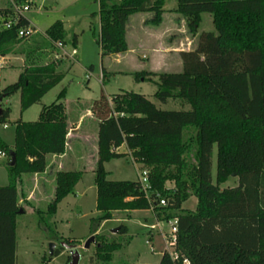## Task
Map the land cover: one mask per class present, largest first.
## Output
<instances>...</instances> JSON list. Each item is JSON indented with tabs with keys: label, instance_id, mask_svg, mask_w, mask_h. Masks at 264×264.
<instances>
[{
	"label": "trees",
	"instance_id": "16d2710c",
	"mask_svg": "<svg viewBox=\"0 0 264 264\" xmlns=\"http://www.w3.org/2000/svg\"><path fill=\"white\" fill-rule=\"evenodd\" d=\"M175 1L176 11L186 18L190 32L198 34L196 47L180 52L181 72L143 70L133 76L137 81H153L157 86L154 96L159 102L180 100L190 105V109H161L144 94L128 90L111 96L102 93L89 107L99 120L94 172L96 208L100 212L92 218L91 233L98 240L99 262L93 257L89 261L110 264L114 252L121 247L119 242L99 243L102 236L97 231L103 221L118 211L152 210L157 216L163 215L165 221L177 219L178 249L193 264L196 263L181 246V238L193 229L186 232L191 226L201 227L198 239L195 238L201 245L197 256L201 251L225 244L242 261L251 258V263L245 264H264V0ZM98 3V43L103 57L129 49L126 36L131 15L152 12L151 23L159 25L165 11V0H98ZM203 13L212 14L215 32L199 33ZM11 20L12 25L6 27ZM28 25L25 16L16 15L13 4L0 8V56L11 53L26 38H19L18 33ZM46 32L50 39H64L60 22ZM76 39L75 35V42ZM1 70L2 67L0 74ZM64 76L55 61L27 64L14 83L0 90V97L3 102L20 93L24 112L39 103ZM64 95L65 90L58 101L43 106L37 120L16 122L13 149L16 163L10 166V157L9 184L0 186V264H16V221L19 211L25 212L19 203L22 176L45 172L47 155L66 151L70 126L66 106L61 101ZM10 112V107L3 108L0 122H6ZM188 126L196 127V134L186 140L184 131ZM123 145L129 153L117 151ZM214 145H217L216 183L212 178ZM191 154L193 161L188 159ZM127 155L135 164L152 168L148 193L139 180L109 179L105 164ZM171 166L178 172L166 174L160 169ZM82 176L81 170L56 172L53 200L46 211L35 210L52 236L56 233L44 220V214L51 218L56 215L58 205L74 193ZM230 177H238V185L221 188ZM169 180L175 182L172 189L166 187ZM192 196L197 198L196 209H184L183 203ZM162 199L166 205L160 204ZM127 231L125 225L118 228V233ZM63 241L75 244L69 239ZM197 245L189 248L195 253ZM63 249L59 244L53 256ZM159 264H173L167 252L162 254ZM203 264L238 263L223 259Z\"/></svg>",
	"mask_w": 264,
	"mask_h": 264
},
{
	"label": "rangeland",
	"instance_id": "374dc122",
	"mask_svg": "<svg viewBox=\"0 0 264 264\" xmlns=\"http://www.w3.org/2000/svg\"><path fill=\"white\" fill-rule=\"evenodd\" d=\"M11 4V0H0V8L10 7ZM176 8L177 2L175 0H165L164 13L166 15L164 21L162 20L163 22H161L163 24L156 40L153 38L151 40L147 37V34L142 29L144 25H148L149 27L154 26L151 23L154 14L152 12H144L131 15L128 21L129 30L127 32V41L131 50L103 57L101 55L100 44L98 43L100 36V28L99 24H97L98 19L96 18L99 12L98 0H32L30 10L24 16L39 33L21 40L20 43L13 47V51L25 54V66L34 63L41 64L45 62L42 55L46 54V49H48L47 51L50 50V46L45 44L43 39H46L53 46L52 43L57 44L65 41L66 38L71 39L74 32H78L77 60L74 62L71 71L65 73L66 75L62 82L52 88L39 103L34 104L25 113L21 111V105L17 102V99L19 100V93L18 96H15L11 100L10 105L7 106L5 99L2 102V107H10L11 112L6 122H0V143L2 144L0 154L1 152H6L8 155L7 157L0 156V186H5L10 181L8 173L9 152L14 149L15 145L16 122L18 120H37L43 106L58 101L59 94L64 90L65 95L64 98H61V101L67 108V121L69 124L78 120L79 114L85 112L87 108L89 109L91 102L99 98L102 93L111 96L123 90L144 94L161 109H190V105H184L180 100H169L166 104L159 102L154 96L157 89L156 84L150 80L137 81L133 76L134 72L150 71L149 69L154 68V66L157 69L156 72L182 71L183 66L179 65L178 61L174 58L168 57L165 62L164 56H162L164 48L169 47L174 42L180 50L195 48L198 34L193 35L190 32L186 18L177 12ZM169 15H173L174 18L172 19ZM58 22L62 24L64 39H59L58 41L50 39L47 32H45V36L41 35L43 31H47V29ZM167 24H170L169 26L171 27L173 26L174 29H176L177 24L180 28L179 32L176 30L169 32L161 31ZM203 31H216L213 16L210 13L202 14L199 33ZM38 35L47 38H39ZM151 44L156 46L161 54L159 61L156 58L153 62L156 56L153 58V53L150 49ZM72 48L74 46L70 45V49ZM38 57L40 59L36 60ZM57 59L61 60L58 62L59 64L56 63L57 66L61 65L62 62L64 66L68 65L74 60V58L69 56L65 58L60 56ZM103 68L106 70L105 78L102 74ZM15 74V71L11 67L2 68L0 77L1 86L4 87L14 83L17 80ZM84 118V130H89L90 132L88 141H86V152L70 153L65 167L66 170H81L83 171V176L77 183L74 193L67 196L58 205L56 215L51 218V216L44 214V220L50 228H53L58 236L56 234L52 236L51 231L46 228L45 223L40 222L41 218L35 212V210H47L54 198L55 185L44 183L45 187L43 190H41V187H38L34 191L35 181L28 178L29 175L27 174L22 176L23 179L27 178L24 182L22 181L24 183L22 190L26 191V195L33 194V197L30 201L25 200L20 203L25 212L20 213L16 221V264H68L70 255L66 248L57 256H51L50 254V243L55 242L59 246V244L64 243V239L74 241V245H76L81 254L79 264H91L89 261L91 257L95 258L96 263L99 262L97 256L98 240L93 242L89 248H84L86 241L92 236V218L100 215V212L96 208L97 186L94 172L98 157L97 133L99 120L94 116L88 115H84ZM195 134L196 127L188 126L185 128L184 137L186 140L194 137ZM192 154L188 157L190 161H193ZM212 160V178L213 182L216 183L217 145H214ZM106 169L110 172L109 179L116 181H136L138 180V169L140 171L147 169L149 173L152 170L149 166L135 164L130 155L109 161L106 163ZM160 169H163L166 174L178 172L173 166L161 167ZM237 185L238 177H230L220 187L228 188ZM166 187L169 189L174 188L175 182L173 180L167 181ZM20 188L21 186H19ZM39 190L41 191L39 192ZM196 199L195 196H192L183 203V208L189 210L196 209ZM158 217L163 218V215ZM162 222L165 230L168 231L170 227L167 221ZM154 224L155 217L151 211L147 210H133L130 214L120 211L111 219L103 221L97 231V234L102 236L99 239V243L119 242L121 246L114 252V257L110 264H159L161 259L159 250L162 247L164 248L165 243L164 238L161 235L158 236L155 247L156 252L153 251L154 248L150 245L148 236L150 231L153 230L152 226ZM121 225L127 226V233L122 234L118 233V231L114 233L113 231ZM194 230L193 228L184 238V241L191 249H194L196 243ZM199 256L201 264L205 261H219L223 259L234 261L238 264H245L246 261L251 263V258H246L242 261L241 257L235 255L230 250V247L225 246V244L201 251ZM252 260H255V258Z\"/></svg>",
	"mask_w": 264,
	"mask_h": 264
},
{
	"label": "crops",
	"instance_id": "0c3cea01",
	"mask_svg": "<svg viewBox=\"0 0 264 264\" xmlns=\"http://www.w3.org/2000/svg\"><path fill=\"white\" fill-rule=\"evenodd\" d=\"M12 1L13 0H11V2ZM165 15L166 14L164 13L163 14V21L165 19ZM169 16L172 19L174 18L173 15H169ZM96 18L98 19L97 20L98 21L97 24H99V28H100V20H99L98 15L96 16ZM162 24L163 23H161L160 25H157V27H155V25L154 26H150V27L148 25L147 26L144 25V27L142 29H143L144 33L147 34V37H149L151 40H152V38L156 40V39H158V32L160 31V28H161V25ZM169 25L167 24V26L163 30H161V31H163V32L164 31L165 32H169L171 30H173V31L176 30V31L179 32L180 28L177 26V24H176V27H175L176 29H174L173 26L171 27ZM128 27L129 26L127 24V32L129 30ZM45 32L46 31H43L41 35H44L45 36ZM38 33L39 32L35 29V33L34 34H38ZM41 35H38L39 38H47V37H42ZM75 35L77 36L76 42L74 40V36ZM43 41H44L45 44H48L50 46V50L47 51L48 49H46V51H45L46 54H43L42 55L43 56V59H45V62L44 63L50 62V61H54L55 59H56L55 60L56 63L60 62L61 60L60 59H57V56H59L63 51H65L67 53V55L69 57H71V58H74V60L70 64L65 65V66H64V64L62 62L61 65H58L57 66V69L59 71L64 72V73L70 72L71 69H72V67H73V65H74V62L77 60L76 56L78 54V51H77V48L76 47H77V45L79 43V33L78 32H74V34L71 37V39L66 38L65 41H62L61 42L62 43V47H59L57 45L58 43L57 44L52 43L53 44V46H52L46 39H43ZM70 45H73L74 48L70 49ZM128 46H129V49L127 50V52L129 50H131L129 44H128ZM74 49L77 51V53L75 55H72V51ZM150 49L152 50L151 52L153 53V58H154V56H156L153 59V62H154V60L156 58L158 59L157 61H159L161 59V57H160L161 54L159 53L158 48L156 46H153V44H151L150 45ZM14 51L11 52V53H9L6 56H0V63L2 65L1 67L3 69L6 68V67H11L15 71V73H16L15 75L18 78L19 74L23 71V69H24V67L26 65V57H25V54L24 53H16ZM181 51L182 50L178 49V45H176L175 42H174V44H172V45L170 44L169 47L164 48V54L162 56H164L165 62H166V58L168 59V57H169V58H174L176 61H178L179 65L180 64L182 65V60H181V57H180V52ZM108 56H113V54L108 55ZM65 57H63V58H65ZM38 59H40V57H38L36 60H38ZM157 61H155V62L158 63ZM153 62H151L152 65H154ZM41 64H43V63H41ZM62 66H64V67H62ZM149 70L150 71H154V72L157 71V69L155 68V66H154V68H150ZM102 74H103V72H102ZM0 77H1V74H0ZM64 78H65V76H64ZM4 87H6V86H4ZM4 87L1 86V82H0V90H2ZM15 96H18V93H16L14 96H11V97L5 99V102L7 103V106L10 105L11 100L13 98H15ZM17 102H19L20 105H21V95H20V93H19V100L17 99ZM27 110H25L24 113ZM66 112H67V108H66ZM67 115H68V113H67ZM84 115L93 116L92 113H91V111L87 108L85 112H82V113L79 114L78 120H76L75 122H72V124H69L68 123L69 126H70V130H69V133H68V136H67L66 151L63 154H60V155H52V154L47 155V158H46L47 159V169H46L45 172H43V173H37V174H27V175H29L28 178H31L32 180L35 181L34 182V184H35V187H34L35 190L34 191H36V189L38 187L39 188L41 187V190H43L44 187H45L44 186V183H51L52 185L53 184L55 185V174L58 171L66 170V168H65L66 167V161L68 160L67 158H69V154L70 153H73V154L76 153L77 154L78 152H82V151H85L86 152V149H87V142L86 141H88V137H89L90 132H89V130H84V127H83L84 121H85ZM5 127H7V125H5ZM97 135H98V133H97ZM97 140H98V136H97ZM97 148H98V144H97ZM117 151L118 152H127V153H129L124 145L121 146V147H119V148H117ZM105 167H106V164H105ZM25 179H27V178H25ZM25 179H23V177H22L21 180H20V183H19L20 184L19 186H21V188L19 189V193H20V195H19V203H22L25 200L30 201L32 199V197H33V194H30V195L27 194L26 195V191L25 190H22L23 185H24V183H22V181L24 182ZM40 184H41V186H40ZM19 186H18V188H19ZM41 190H39V192ZM30 193H32V192H30ZM196 201H197V199H196ZM196 206H197V204H196ZM191 210H195V209H191ZM147 211H151L153 213L154 217H155V224L152 226V229L153 230L150 231V234L148 236V241H149L150 245L153 246V248H154L153 251L156 252L155 247H156V244H157V238H158V236L161 235L163 237V234L164 233H168V231L170 229H168V231L165 230V227H164L163 222H162V221H165V220L162 217H158L156 215V213L153 212L152 210H147ZM119 212L120 211L115 212L114 215L115 214L117 215ZM124 212L127 213V214L128 213L129 214L131 213V211H124ZM192 228L195 229L194 230V235H195V238L198 239V235H199V232L201 230V227L200 226H195V227L194 226H191V227L188 228V230L186 232L190 231ZM184 234H183V237L181 238V246H183L182 247L183 250H185V252L192 258V260H194V262L196 264H199L200 257L197 256L198 255L197 253L200 252L198 250L201 249V245L199 244V241L197 240L196 243L198 245L196 246V251L194 253L184 243V238H185V235ZM163 249L164 248L162 247L159 250V255H161V256H162ZM205 249H203V250H205ZM248 253L249 252H244V254H248Z\"/></svg>",
	"mask_w": 264,
	"mask_h": 264
},
{
	"label": "built area",
	"instance_id": "2783aa9c",
	"mask_svg": "<svg viewBox=\"0 0 264 264\" xmlns=\"http://www.w3.org/2000/svg\"><path fill=\"white\" fill-rule=\"evenodd\" d=\"M30 3L32 2H22V3H15L12 1L13 9L16 13V15L24 16L27 11L30 10ZM14 21H8L5 26L10 27ZM35 33V28L32 25H28L26 27H22L19 30V38L21 37H29L32 36ZM59 47H62V43H58ZM77 51L74 49L72 51V55H75ZM65 57L68 56L65 51H63L57 58L59 57ZM0 63V67H1ZM1 157H7L6 152H1ZM138 180L140 181V184L142 185L143 189L148 193L150 188V181H149V171L147 169H143L140 171L138 169ZM161 205H166V201L164 199L160 202ZM167 224L169 225V231L168 233L163 234L164 238V249L162 251V254L164 252H167L170 256L173 264H193L191 259L180 249L179 247V236H178V225H177V219H170L167 221Z\"/></svg>",
	"mask_w": 264,
	"mask_h": 264
},
{
	"label": "water",
	"instance_id": "95a60500",
	"mask_svg": "<svg viewBox=\"0 0 264 264\" xmlns=\"http://www.w3.org/2000/svg\"><path fill=\"white\" fill-rule=\"evenodd\" d=\"M2 99L3 97H0V116L3 114V107L1 106L2 103ZM10 157H11V161H10V166H14L16 163V154L14 150L10 151ZM24 211L21 209L19 211L20 213H23ZM118 231V229H115L113 232L116 233ZM96 238L95 235H92L91 237H89V239L86 241L84 248H89L90 245L95 242ZM62 247L66 248L67 251L69 252L70 255V261L68 264H79L80 260H81V254L79 252V250L77 249L76 245L74 244H66L65 242L61 244ZM99 246V245H98ZM57 248V243L55 242H51L50 243V254L51 256L54 255L55 249Z\"/></svg>",
	"mask_w": 264,
	"mask_h": 264
}]
</instances>
